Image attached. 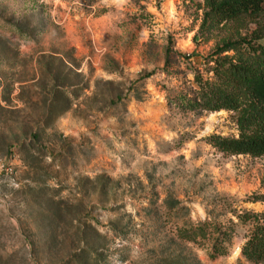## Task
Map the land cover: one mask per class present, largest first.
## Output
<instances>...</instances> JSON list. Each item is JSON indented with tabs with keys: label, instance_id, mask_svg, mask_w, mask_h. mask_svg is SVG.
Returning a JSON list of instances; mask_svg holds the SVG:
<instances>
[{
	"label": "rangeland",
	"instance_id": "obj_1",
	"mask_svg": "<svg viewBox=\"0 0 264 264\" xmlns=\"http://www.w3.org/2000/svg\"><path fill=\"white\" fill-rule=\"evenodd\" d=\"M204 18V0H0V264H253L237 214H264V156L213 147L237 114L179 97L257 25ZM204 221L233 230L224 254L182 236Z\"/></svg>",
	"mask_w": 264,
	"mask_h": 264
},
{
	"label": "trees",
	"instance_id": "obj_2",
	"mask_svg": "<svg viewBox=\"0 0 264 264\" xmlns=\"http://www.w3.org/2000/svg\"><path fill=\"white\" fill-rule=\"evenodd\" d=\"M205 18L220 22L248 19L257 25L251 40L241 38L224 41L213 55V76L204 80L195 75L198 88L192 96L179 97L180 106L188 110L237 114L238 136H209V143L225 154L264 156V0H204ZM233 51L234 55L228 52ZM253 201L264 203V194ZM242 223H250L252 232L242 246V255L253 264H264V214L243 211L237 214ZM233 230L204 221L183 228L182 236L212 239L213 256L226 252Z\"/></svg>",
	"mask_w": 264,
	"mask_h": 264
}]
</instances>
